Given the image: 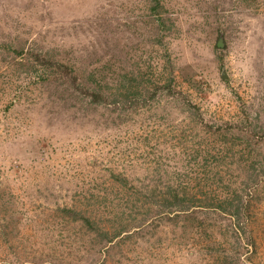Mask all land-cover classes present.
<instances>
[{
	"label": "rangeland",
	"instance_id": "1",
	"mask_svg": "<svg viewBox=\"0 0 264 264\" xmlns=\"http://www.w3.org/2000/svg\"><path fill=\"white\" fill-rule=\"evenodd\" d=\"M219 125L238 231L163 212ZM0 264H264V0H0Z\"/></svg>",
	"mask_w": 264,
	"mask_h": 264
},
{
	"label": "trees",
	"instance_id": "2",
	"mask_svg": "<svg viewBox=\"0 0 264 264\" xmlns=\"http://www.w3.org/2000/svg\"><path fill=\"white\" fill-rule=\"evenodd\" d=\"M35 61V64L40 67H50L57 73L65 76H68L70 73L69 71L72 73L75 72V68L68 63L48 58L43 54L37 55ZM232 128V126L224 127L222 125L215 128L213 139H217V143H214L213 140L210 144V148L207 149L206 154H204L206 157L205 164L209 168L205 169L203 174L199 170H194L196 173L194 178L195 182L197 181L196 184L187 181L185 184H179V186L172 187L168 190L170 198L165 199V202L162 204L165 208L169 209L163 211L166 212L165 214L170 211H179L177 214L186 211L189 212V214L185 217L194 220L198 217L195 213L202 212L201 209H203V211H215V213L219 212L226 214L231 220V226L235 228L236 231L243 227L242 223L246 218L244 215L246 214L245 208L248 207L249 202H246L244 199V186L236 185V171L231 170L230 167L231 164L237 166L243 164L245 169H248L250 172V168L255 159L248 157L251 154H247V156L240 155L238 150L235 149L238 147L240 150H243L241 146H243L244 139L242 136L232 133ZM229 136H232L233 139L229 138ZM234 139H239L240 141L236 142ZM243 151L242 154H245ZM238 155L240 156L237 163H234V161L231 163L227 160L229 157H233L232 160H234ZM252 168H254V166ZM251 174L249 183L253 184L258 181V178L254 176V173ZM184 176L189 177L186 173H184ZM247 185L250 186L249 184ZM247 214L250 218V210ZM81 217L85 219L88 225L93 223L89 217L85 215ZM210 225L217 227L216 224ZM95 229H98L100 234H105L109 239L112 238L108 230H103L100 226ZM119 232L120 231L116 232V234Z\"/></svg>",
	"mask_w": 264,
	"mask_h": 264
},
{
	"label": "water",
	"instance_id": "3",
	"mask_svg": "<svg viewBox=\"0 0 264 264\" xmlns=\"http://www.w3.org/2000/svg\"><path fill=\"white\" fill-rule=\"evenodd\" d=\"M222 43V42H221ZM224 77H227V73H226V71H224Z\"/></svg>",
	"mask_w": 264,
	"mask_h": 264
}]
</instances>
